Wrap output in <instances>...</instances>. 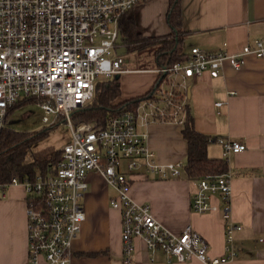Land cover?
Segmentation results:
<instances>
[{
    "label": "built area",
    "instance_id": "1",
    "mask_svg": "<svg viewBox=\"0 0 264 264\" xmlns=\"http://www.w3.org/2000/svg\"><path fill=\"white\" fill-rule=\"evenodd\" d=\"M151 0H0V131L9 111L21 100L34 99L49 116L67 122L71 142L62 148L63 159L53 172L36 182L13 178L10 185H22L28 201V243L30 264H68L74 241L86 213L82 197L90 172L102 174L115 191L111 206L120 211L125 262L130 263L134 241L142 238L148 249L163 251L169 263L194 258L205 264H222L236 256L233 235L241 230L231 221V197L227 174L206 175L197 181L191 208L196 213L212 211V197L222 196L226 205L225 258H211L206 240L191 226L176 235L153 216L148 203L131 198L134 174L157 179L182 177L184 164H162L148 146L152 123L183 125L188 116L189 80L205 75L217 78L225 62L240 69L247 54L264 59V36L238 54L192 48L173 64L137 71L158 75L154 88L130 109L109 116L105 122L75 124L72 114L94 97L100 79H112L130 69L125 57L132 53L117 44L122 17L140 3ZM124 48V54L117 51ZM223 103H217V109ZM226 161L231 154L246 150L239 142L219 139ZM123 165H125L123 167ZM264 244V238L260 240Z\"/></svg>",
    "mask_w": 264,
    "mask_h": 264
},
{
    "label": "crops",
    "instance_id": "2",
    "mask_svg": "<svg viewBox=\"0 0 264 264\" xmlns=\"http://www.w3.org/2000/svg\"><path fill=\"white\" fill-rule=\"evenodd\" d=\"M169 0H151L133 9L136 29L148 37L167 35L166 13ZM182 52L192 48L238 54L264 36V0H179ZM139 50L132 51L136 53ZM150 65L158 67L155 52ZM136 63L126 61L129 72L119 75L123 103L148 94L156 85L153 71H137ZM151 69V68H149ZM188 110L196 131L211 138L208 155L223 159L219 139L239 142L246 150L231 154L225 174L230 178L228 211L241 230L233 235L236 256L222 264H264V59L247 54L240 69L225 62L217 78L205 75L189 80ZM223 103L217 109V103ZM176 123H152L148 146L162 164L182 162V177L157 179L144 176L143 168L134 174L131 198L148 203L154 218L169 232L179 235L188 226L208 243L211 258H225L226 232L222 196L212 197V211H192L197 181L186 172L188 143ZM125 165H123L124 167ZM115 191L104 176L90 172L82 197L86 220L74 241L68 264H205L194 258L185 263H169L163 251L148 249L145 241H134L132 261L125 262L120 211L111 206ZM28 201L22 185L0 189V264H30L28 243Z\"/></svg>",
    "mask_w": 264,
    "mask_h": 264
},
{
    "label": "trees",
    "instance_id": "3",
    "mask_svg": "<svg viewBox=\"0 0 264 264\" xmlns=\"http://www.w3.org/2000/svg\"><path fill=\"white\" fill-rule=\"evenodd\" d=\"M166 20L170 28L167 35L148 37L136 29L133 10L126 13L121 19V34L127 50L131 52L148 48L154 50L158 66L180 61L184 32L181 28L179 0H169ZM120 95V80L117 76L98 80L92 100L72 114L73 123L105 122L109 116L130 109L147 94L117 103ZM30 103L37 101L21 100L13 106L0 131V186L9 184L13 178H18L22 182H36L40 175L45 176L53 172L63 159L62 150L53 148L35 150L36 143L47 137L57 124L42 131H20L10 126L9 120L14 113ZM182 127L183 136L188 143L186 167L188 177L198 181L206 175L225 174L226 161L209 157L208 145L211 138L196 131L189 110Z\"/></svg>",
    "mask_w": 264,
    "mask_h": 264
},
{
    "label": "rangeland",
    "instance_id": "4",
    "mask_svg": "<svg viewBox=\"0 0 264 264\" xmlns=\"http://www.w3.org/2000/svg\"><path fill=\"white\" fill-rule=\"evenodd\" d=\"M154 50L145 49L139 50L136 53L126 55V61L136 63L141 68H152L150 62L152 61ZM103 79H100L101 81ZM44 112L38 103L27 104L24 108L18 109L10 118L9 124L16 130L20 131H42L45 128H52L53 124L57 126L51 130L50 134L40 140L35 145V150H43L46 148H53L62 150L63 146L72 140L71 129L67 122L56 120L54 115L49 116V123L43 122Z\"/></svg>",
    "mask_w": 264,
    "mask_h": 264
},
{
    "label": "water",
    "instance_id": "5",
    "mask_svg": "<svg viewBox=\"0 0 264 264\" xmlns=\"http://www.w3.org/2000/svg\"><path fill=\"white\" fill-rule=\"evenodd\" d=\"M117 44H119V45L124 44V39H123L122 34H120V36H119V38H118V42H117ZM125 52H126V50H125L124 48H121V49H119V50L117 51L118 54H124ZM117 77L119 78L120 76H117Z\"/></svg>",
    "mask_w": 264,
    "mask_h": 264
}]
</instances>
